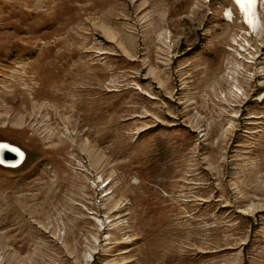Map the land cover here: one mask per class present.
<instances>
[{
	"label": "rangeland",
	"instance_id": "1",
	"mask_svg": "<svg viewBox=\"0 0 264 264\" xmlns=\"http://www.w3.org/2000/svg\"><path fill=\"white\" fill-rule=\"evenodd\" d=\"M260 12L0 0V264H264Z\"/></svg>",
	"mask_w": 264,
	"mask_h": 264
},
{
	"label": "bare ground",
	"instance_id": "2",
	"mask_svg": "<svg viewBox=\"0 0 264 264\" xmlns=\"http://www.w3.org/2000/svg\"><path fill=\"white\" fill-rule=\"evenodd\" d=\"M234 1L239 6L240 10L244 12V22L247 24V33L257 32L262 24L260 10L262 9L264 11V0H255V3L251 6L240 5L237 3V0ZM223 18L226 20H230L232 18V12L229 8L224 9ZM4 149H9L17 153V157L19 160L17 164L23 161L19 167H21L26 161V154L24 153V151L16 147L15 145L9 144L7 142H1L0 154L2 153V151H4ZM100 180L101 177H98V181Z\"/></svg>",
	"mask_w": 264,
	"mask_h": 264
},
{
	"label": "water",
	"instance_id": "3",
	"mask_svg": "<svg viewBox=\"0 0 264 264\" xmlns=\"http://www.w3.org/2000/svg\"><path fill=\"white\" fill-rule=\"evenodd\" d=\"M232 6L234 7V9L236 10L238 16L241 19L242 24L247 28V24L244 22V12H242L239 8V6L235 3L234 0H230ZM264 8V7H263ZM16 157V159H15ZM15 159V160H14ZM18 157H17V153H15L14 151H11L9 149H4V151H2V153L0 154V165L2 167H6V168H18L21 163L23 161H21L19 164L18 163Z\"/></svg>",
	"mask_w": 264,
	"mask_h": 264
},
{
	"label": "snow or ice",
	"instance_id": "4",
	"mask_svg": "<svg viewBox=\"0 0 264 264\" xmlns=\"http://www.w3.org/2000/svg\"><path fill=\"white\" fill-rule=\"evenodd\" d=\"M237 3L240 5H248L251 6L255 3V0H237Z\"/></svg>",
	"mask_w": 264,
	"mask_h": 264
}]
</instances>
